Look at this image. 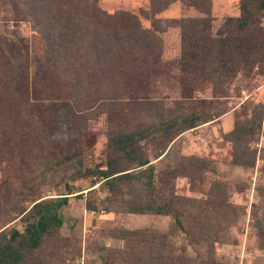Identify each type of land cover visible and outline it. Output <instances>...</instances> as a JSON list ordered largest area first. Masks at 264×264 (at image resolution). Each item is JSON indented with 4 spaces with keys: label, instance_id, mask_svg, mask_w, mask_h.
<instances>
[{
    "label": "trees",
    "instance_id": "trees-1",
    "mask_svg": "<svg viewBox=\"0 0 264 264\" xmlns=\"http://www.w3.org/2000/svg\"><path fill=\"white\" fill-rule=\"evenodd\" d=\"M177 1L201 15L165 23L179 29L180 49L175 59L164 61L165 24L156 15ZM150 7V26L143 28L131 13L102 11L99 0H0V24H28L41 40L42 54L32 58L27 37L0 34V264H59L60 211L71 197L82 195L66 193L67 179L87 178L105 193L106 212L170 219L167 233L116 232L112 237L135 240L137 248L101 246L94 264H220L214 245L225 226L216 227L210 218L226 201L227 184L213 181L204 201L179 196L175 181L187 178L194 189L192 180L202 183L209 163L171 157L169 145L227 112L222 100L240 71L264 73V0H239V16L225 17L215 33L210 0H153ZM161 76L177 83L176 98L149 96ZM64 85H69L68 99ZM207 85L211 98L197 96ZM102 114L106 163L83 168L80 135L88 119ZM262 126L264 105L235 114L223 136L233 165L254 167L253 143ZM158 159L165 164L161 172L152 163ZM48 184L62 191L41 195ZM258 191L264 197V188ZM85 209L96 208L86 202ZM256 223L264 249V208ZM179 237L185 245L175 248L170 239ZM203 245L206 260L196 249Z\"/></svg>",
    "mask_w": 264,
    "mask_h": 264
},
{
    "label": "rangeland",
    "instance_id": "rangeland-1",
    "mask_svg": "<svg viewBox=\"0 0 264 264\" xmlns=\"http://www.w3.org/2000/svg\"><path fill=\"white\" fill-rule=\"evenodd\" d=\"M153 0H99V7L106 13L127 12L137 17L143 28H149ZM239 0H210L211 30L213 33L222 25L225 17H238ZM200 13L192 7H186L181 2L170 4L169 7L156 15L163 21L162 25L180 17L196 18ZM261 27L264 29V12L261 15ZM165 26V32L160 35L162 40V55L164 61L173 60L180 49L179 29ZM16 34L27 37L30 41V53L33 59L41 57V40L30 30L28 24L4 28L0 24V34ZM263 70V69H262ZM260 69L242 70L232 80L223 99L227 112L218 119L189 130L177 137L171 146V157H194L209 163L208 173L204 181H193L194 189L190 188L187 178L175 181V192L184 198L204 201L210 184L220 181L227 184V199L218 204L210 220L216 227L225 226V231H219L220 243L214 245V258L220 264H264V249L259 248L257 241V223L264 208V197L258 189L264 188L262 167L264 164V126L255 136L254 148L257 151L253 168L244 169L231 163V145L223 140L233 127L234 116L239 111L248 113L256 105H264V73ZM62 95L69 98V85H64ZM152 98L165 97L169 99L178 96V85L171 78L161 76L157 79L149 94ZM197 96L211 98L209 85L199 91ZM84 131L80 135V147L83 168H96L106 163V116L90 118L86 121ZM157 172H161L165 164L162 160H153ZM73 171H69L72 174ZM93 178L72 180L67 179L71 196L82 194L79 198L71 197L68 205L60 214L63 225L59 231L58 246L61 260L59 264H94L100 255L99 248L107 246L113 249L134 250L137 241L116 239V232L125 230L149 229L167 233L170 219L165 216L149 214H130L119 211L106 212L107 201L105 193L93 185ZM50 184V183H49ZM41 190V195H54L62 187L49 189L50 185ZM52 184V183H51ZM71 201V202H70ZM95 206L94 212L85 209V203ZM191 213L195 210L189 209ZM202 218V217H201ZM17 228L21 225L17 222ZM214 227V226H213ZM218 231V228H216ZM215 232V231H214ZM178 248L185 242L182 238L170 239ZM201 260L207 259L206 245L196 246ZM178 253V250L175 251ZM175 253V254H177ZM187 253L195 258V252L187 247Z\"/></svg>",
    "mask_w": 264,
    "mask_h": 264
},
{
    "label": "crops",
    "instance_id": "crops-1",
    "mask_svg": "<svg viewBox=\"0 0 264 264\" xmlns=\"http://www.w3.org/2000/svg\"><path fill=\"white\" fill-rule=\"evenodd\" d=\"M71 202V201H70Z\"/></svg>",
    "mask_w": 264,
    "mask_h": 264
}]
</instances>
